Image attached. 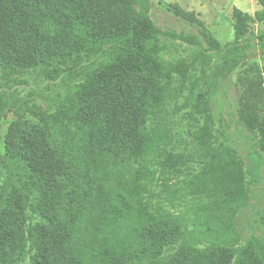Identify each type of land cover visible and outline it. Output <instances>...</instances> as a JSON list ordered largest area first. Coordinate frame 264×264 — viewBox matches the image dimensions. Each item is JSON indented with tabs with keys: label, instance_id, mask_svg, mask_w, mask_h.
<instances>
[{
	"label": "trees",
	"instance_id": "1",
	"mask_svg": "<svg viewBox=\"0 0 264 264\" xmlns=\"http://www.w3.org/2000/svg\"><path fill=\"white\" fill-rule=\"evenodd\" d=\"M258 2L262 8L254 15L233 8L234 38L222 47L200 18L179 6L176 13L192 29L189 34L158 28L150 0H0V87L24 84L29 73L45 66L47 81L61 78L79 101L75 134L59 143L49 140L52 94L40 95L41 101L11 97L0 110V264H264V239L254 232L244 242L189 246L182 218L156 205L154 190L160 179L167 194L177 191L169 181L183 157L169 154L160 176L143 162L167 144V134L150 120L164 109L165 87L175 75L199 70L209 87L193 94L206 99L216 80L228 79L253 48L264 55V28L251 29L264 22V0ZM159 36L195 50L168 64L160 58ZM72 54L79 59L67 69L51 63ZM7 108L17 115L10 122ZM27 115L38 122L29 126ZM243 118L259 133L260 156H251L258 177L264 107L259 118ZM205 128L219 138L183 189L221 181L225 202L202 206L199 239L236 225L252 189L242 178L239 165L245 160L230 135L218 122Z\"/></svg>",
	"mask_w": 264,
	"mask_h": 264
},
{
	"label": "rangeland",
	"instance_id": "2",
	"mask_svg": "<svg viewBox=\"0 0 264 264\" xmlns=\"http://www.w3.org/2000/svg\"><path fill=\"white\" fill-rule=\"evenodd\" d=\"M150 2L149 15L161 30L182 34H189L192 31L177 15L176 6H179L200 18L209 35L222 47L234 38L233 8L237 7L251 15L262 8L258 0H150ZM262 28L264 22H254L251 27L254 32ZM157 42L162 47L160 58L168 64L195 50L185 42L165 40L163 36H159ZM211 53L216 56L215 51ZM78 59V56L72 54L66 58L53 59L51 63H58L67 69ZM42 68L45 66L29 73L24 84L12 82L9 87H0V110L7 102H11V97H16V100L35 98L41 101L40 95L52 94L49 114L54 123L52 122L49 140L59 143L58 141L68 140L75 134V106L79 101L67 93L66 85L61 78L56 82L47 81L48 77L41 72ZM1 72L0 70V74ZM204 79L199 70H192L183 77L175 75L165 87L167 100L164 109L160 114L151 117L150 125L167 134V144L160 154L148 157L143 162L156 170L157 176H160L159 171L165 166L169 154H179L183 157V161L177 165L179 172L169 181L177 191L171 195L167 194L159 179V183L154 186L155 204L182 218L185 234L189 236L187 241L189 246L201 248L211 244L244 242L252 232L264 239V158L261 159L260 175L257 177L251 166V156L252 158L260 156L257 145L259 133L254 130V124L253 128L248 127L243 118L250 113L259 118L264 107V55L257 47L253 48L249 58L228 79L216 80L208 98L196 99L193 92L197 89L202 87V91H208L209 85L204 83ZM49 85L52 88L51 93L48 90ZM62 97L64 98L61 99ZM4 114L8 122L17 117L11 108H7ZM211 121L218 122L224 134L230 135L233 143L239 148L240 156L245 160L239 165L242 178L246 186H251L252 189L249 193L250 205L236 219V225L209 232L206 239H199L201 236L199 232L204 229L201 218L202 206L215 201L225 202L223 198L225 187L221 186V181L202 180L193 187L183 189L186 182L198 174L207 162L208 155L203 152L209 150L211 142L219 138L218 133L214 136L209 130L208 133L205 132L206 123ZM26 122L32 126L38 119L27 115ZM210 130L212 132L213 127L210 126ZM237 163H240L239 159L232 167ZM4 178L5 171L0 165V185ZM251 180L256 181L251 185Z\"/></svg>",
	"mask_w": 264,
	"mask_h": 264
}]
</instances>
